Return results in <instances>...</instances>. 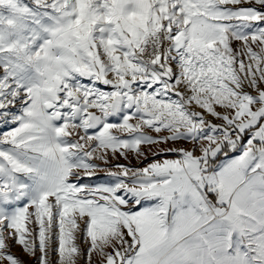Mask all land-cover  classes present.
<instances>
[{"label":"snow or ice","instance_id":"1","mask_svg":"<svg viewBox=\"0 0 264 264\" xmlns=\"http://www.w3.org/2000/svg\"><path fill=\"white\" fill-rule=\"evenodd\" d=\"M0 264H264V0H0Z\"/></svg>","mask_w":264,"mask_h":264},{"label":"rangeland","instance_id":"2","mask_svg":"<svg viewBox=\"0 0 264 264\" xmlns=\"http://www.w3.org/2000/svg\"><path fill=\"white\" fill-rule=\"evenodd\" d=\"M133 163H136L135 161H133ZM15 252H17L18 255L21 256L22 259L27 260L28 258L26 256H24L21 252L19 248L14 249Z\"/></svg>","mask_w":264,"mask_h":264}]
</instances>
